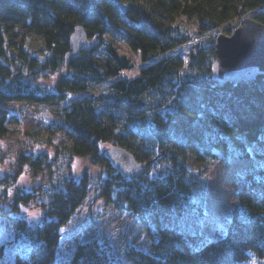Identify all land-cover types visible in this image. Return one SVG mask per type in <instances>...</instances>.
<instances>
[{"label":"trees","instance_id":"16d2710c","mask_svg":"<svg viewBox=\"0 0 264 264\" xmlns=\"http://www.w3.org/2000/svg\"><path fill=\"white\" fill-rule=\"evenodd\" d=\"M127 1L129 5L121 0H0V103L60 102L70 93L78 95L64 107L56 126L71 136L73 155L106 169L100 180L109 204L137 214L151 249H127L130 264H250L253 258L264 259V80L216 84L213 60L207 57L214 53L215 37L198 42L197 56L191 55L183 71L177 47L191 38L173 24L177 14L195 15L203 29L213 30L245 9L264 24V0ZM119 3L126 5L125 12ZM76 25L99 43L65 62ZM28 33L40 35L52 55H32L26 48ZM107 35L140 54L136 75H122L132 63ZM62 66L70 73L56 74L53 84L35 82ZM104 83L95 96L84 94ZM17 119L0 106V137ZM102 143L126 148L143 169L124 175L99 151ZM216 152L251 162L224 233L207 239L199 231L204 183L189 166ZM89 184L86 175L69 178L42 203L45 216L38 223L16 214L17 205L0 207V216L14 229L0 244V264H53L60 228L84 200ZM31 199L30 193L18 195L23 203ZM67 264L115 263L98 241L89 239L74 246Z\"/></svg>","mask_w":264,"mask_h":264},{"label":"rangeland","instance_id":"374dc122","mask_svg":"<svg viewBox=\"0 0 264 264\" xmlns=\"http://www.w3.org/2000/svg\"><path fill=\"white\" fill-rule=\"evenodd\" d=\"M121 1L126 5L130 3L127 0ZM253 15V11L245 9L238 16L218 24L213 30L203 29V24L195 15H175L173 24L191 38V41L177 47L184 59L182 70L185 71L190 65L192 54L193 58L197 56L200 40L216 38L219 34L230 36L234 29L241 25V18ZM107 38L112 40L117 52L126 56L132 63L130 69L122 71V75H136L141 60L140 54L133 51L124 40L114 39L110 35H107ZM26 48L32 55H52L45 50L42 37L35 33L26 35ZM207 57L214 60V53L208 54ZM192 62L195 63V60ZM65 71L70 73L63 66L57 72L46 71L48 75H40L35 82L48 86L53 84L56 74ZM105 86V83L97 85L84 94L95 96ZM75 97L78 95L70 93L68 99L61 98L60 102L0 103V106L14 112L18 118L8 124L6 134L0 137V207L9 209L17 205L16 214L38 223L45 216L42 203L49 201L54 192L63 188L69 178L80 180L84 175L89 176L90 184L84 200L60 228V239L53 264H67L74 246L89 239L98 241L115 264H130L125 257L127 249L134 247L147 252L151 249L150 239L137 214L115 209L109 204L102 195L100 180L101 176L106 175V169L100 164L91 163L88 157L73 155L71 136L56 126L64 107L71 104ZM45 113L52 115V118L45 119ZM108 146L109 144H100L99 151H104ZM32 159L37 162L35 166L29 164ZM250 162L248 158H229L220 152H216L213 158L202 164L193 165L191 162L190 170L197 173L204 183V208L199 231L207 239H214L224 233ZM157 167L163 165L157 162ZM21 193H30L32 199L25 203L19 201L18 195ZM13 231L11 224L0 216V244H6ZM253 259L255 264H264V259Z\"/></svg>","mask_w":264,"mask_h":264},{"label":"water","instance_id":"95a60500","mask_svg":"<svg viewBox=\"0 0 264 264\" xmlns=\"http://www.w3.org/2000/svg\"><path fill=\"white\" fill-rule=\"evenodd\" d=\"M122 12L126 5L119 3ZM70 50L65 54V62L79 51L97 46V37H88L82 25H76L69 36ZM213 79L216 84L245 80H264V24L253 17L241 18V25L230 36L219 34L213 43ZM45 119L52 116L44 114ZM104 155L113 167L124 175H134L144 166L124 147L109 145Z\"/></svg>","mask_w":264,"mask_h":264},{"label":"snow or ice","instance_id":"6c2138e0","mask_svg":"<svg viewBox=\"0 0 264 264\" xmlns=\"http://www.w3.org/2000/svg\"><path fill=\"white\" fill-rule=\"evenodd\" d=\"M33 215H35V213H33ZM252 264H255V260L253 259V261H252Z\"/></svg>","mask_w":264,"mask_h":264}]
</instances>
